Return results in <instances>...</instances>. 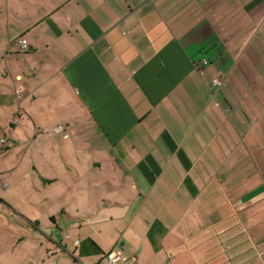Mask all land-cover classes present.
I'll return each mask as SVG.
<instances>
[{"label": "crops", "instance_id": "1", "mask_svg": "<svg viewBox=\"0 0 264 264\" xmlns=\"http://www.w3.org/2000/svg\"><path fill=\"white\" fill-rule=\"evenodd\" d=\"M0 218L15 264H264V0H0Z\"/></svg>", "mask_w": 264, "mask_h": 264}, {"label": "built area", "instance_id": "2", "mask_svg": "<svg viewBox=\"0 0 264 264\" xmlns=\"http://www.w3.org/2000/svg\"><path fill=\"white\" fill-rule=\"evenodd\" d=\"M15 45L20 47L22 50H27L28 47H29V43H28V40L26 38H21L19 40H17L15 42ZM206 62V61H205ZM214 83L216 84H222L223 82L218 79V78H214L213 80ZM18 97L22 94V88L19 87L17 88V91H16ZM15 121H17V119H15ZM61 130H63V126L59 125L55 128V131L56 132H60ZM3 142H8V143H11L9 140L3 138L2 139ZM76 244L79 243V240H76L75 241ZM65 249H67V243H66V240H63V241H57L56 242V246H55V249H51L49 250V254H55V253H61L63 252ZM121 256L119 254V252L117 250H110L108 253H107V260H108V263L109 264H118L119 260H120Z\"/></svg>", "mask_w": 264, "mask_h": 264}, {"label": "rangeland", "instance_id": "3", "mask_svg": "<svg viewBox=\"0 0 264 264\" xmlns=\"http://www.w3.org/2000/svg\"><path fill=\"white\" fill-rule=\"evenodd\" d=\"M8 224L9 222L0 218V264H15V262L10 259V256L14 255L16 252L11 247L12 237L9 236L10 229Z\"/></svg>", "mask_w": 264, "mask_h": 264}]
</instances>
